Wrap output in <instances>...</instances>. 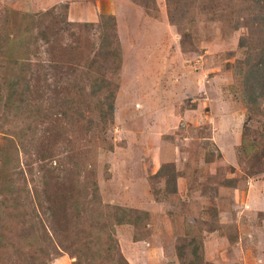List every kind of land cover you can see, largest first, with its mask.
Masks as SVG:
<instances>
[{
    "label": "rangeland",
    "instance_id": "1",
    "mask_svg": "<svg viewBox=\"0 0 264 264\" xmlns=\"http://www.w3.org/2000/svg\"><path fill=\"white\" fill-rule=\"evenodd\" d=\"M155 1L147 10L132 0H0V201L7 187L29 184L22 196L27 207L42 175L57 167L49 157L66 161L59 143L73 126L55 101L57 92L64 97L61 67L75 63L74 47L98 43L99 32L93 29L81 40L56 35L62 24L57 14L75 23L113 15L123 54L115 120L107 133L114 148L98 150L91 158L96 167L88 168L104 205L152 215L144 240L135 239L130 225L116 227L125 258L130 264H181L179 239L193 234L203 241L199 253L205 262L264 264V117L248 112L231 70L244 56L238 43L246 29L225 26L209 6L207 12L190 8L191 22L178 27L167 0ZM52 9L42 24L51 37L45 42L39 25L33 33L29 25L32 16ZM30 78L37 91L29 88ZM29 106L40 107L49 120L26 122ZM83 132L80 148L91 157L95 145ZM164 164L182 173L176 193H167L165 178L157 176ZM227 179L236 188L222 186ZM39 212L27 224L43 235L47 215ZM14 225L20 232V223ZM51 245L47 264H74L76 259Z\"/></svg>",
    "mask_w": 264,
    "mask_h": 264
},
{
    "label": "trees",
    "instance_id": "2",
    "mask_svg": "<svg viewBox=\"0 0 264 264\" xmlns=\"http://www.w3.org/2000/svg\"><path fill=\"white\" fill-rule=\"evenodd\" d=\"M132 1L147 10L156 6L155 0ZM167 4L170 20L178 27L191 22L188 15L190 8L200 6L202 12H207L205 6H209L225 26L234 31L246 29L238 43L239 48L244 49V56L236 60L231 70L248 112L264 117V0H167ZM62 8L68 11V5ZM53 13V9L45 11L40 14L41 18L35 20L32 16L33 25H29L32 33L39 25L38 35L45 42L51 37L42 24L48 18L46 16ZM57 17L62 24L56 35L67 33L69 37L81 40L82 37L89 38L90 31L95 29L99 32L98 43L95 40L89 48L84 47L81 51L74 47L77 53L73 59L75 63L61 67L62 73L65 68L64 97L57 92L55 101L62 104V112L71 119L73 126L70 136H65L59 143V149L67 153L64 156L66 161L58 158L59 155L49 157L57 167L42 175V185L34 189L35 198H29L27 207L22 196L27 194L29 184L7 187L5 197L0 201V264H47L52 256L49 249L51 242L58 253L61 248L76 259L74 264H130L121 251L116 227L130 225L136 232L135 239L144 240L149 234L147 224L152 215L147 211L104 205L97 179H89L92 172L88 168V165L92 169L96 167L91 158L94 159L98 150L114 148L113 143L108 141L107 133L115 120L116 98L122 78L123 54L117 33L118 24L113 15H101L96 23L71 22L66 14L60 13ZM72 27H77V31L71 30ZM78 29H83L82 34ZM184 36L186 39L188 34ZM8 46L11 47L10 44ZM44 80L47 81L46 77ZM26 82L29 88L31 84L33 90L39 89L37 85H32L33 78ZM47 116L40 107L29 106L26 122L37 123L34 120L40 117L41 122H46L49 120ZM81 130H84L82 135H86L85 139L89 140L91 136L94 142L95 154L91 157L89 151L80 148L83 146L79 138ZM55 146H49L53 154ZM181 174L164 164L157 176L165 178L167 193H176L177 179ZM52 185L58 187L51 188ZM222 186L236 188L237 185L234 179H227ZM51 189L55 191L54 196L49 193ZM29 210L33 213L28 215L26 212ZM39 211L47 215L48 225L44 223L48 230L43 235L33 233L32 227L27 224L32 215L39 216ZM15 221L20 223V232L16 230ZM190 226L194 231L195 227ZM221 227L226 228L225 225ZM209 230L214 232L217 229L213 227ZM179 241L181 244L177 245V253L181 264H212L205 262L203 250L201 255L199 253L203 246L201 237L185 235Z\"/></svg>",
    "mask_w": 264,
    "mask_h": 264
}]
</instances>
